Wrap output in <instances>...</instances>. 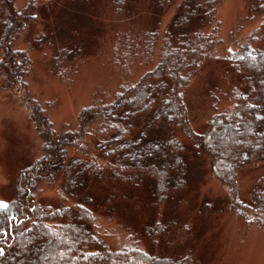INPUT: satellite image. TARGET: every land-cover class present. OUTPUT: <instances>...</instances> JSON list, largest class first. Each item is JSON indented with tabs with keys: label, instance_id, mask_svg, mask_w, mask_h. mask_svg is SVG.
I'll use <instances>...</instances> for the list:
<instances>
[{
	"label": "trees",
	"instance_id": "16d2710c",
	"mask_svg": "<svg viewBox=\"0 0 264 264\" xmlns=\"http://www.w3.org/2000/svg\"><path fill=\"white\" fill-rule=\"evenodd\" d=\"M221 1L106 0V27L114 28L106 47L115 82L105 97H95L80 109L70 127H53L47 107L29 95L25 80L21 93L12 85L10 91L6 89V81H14L5 72L0 76V91L16 97L39 134H46L55 146L64 137L81 138V147L94 150L89 157L84 151L70 157L81 174L69 194V176L59 167L71 165L70 160L45 154L21 171L14 197L0 204V264H22L25 245L38 234L41 253L34 264H204L188 246L172 251L148 246L174 230L180 213L170 206L180 203L177 195L187 187L200 154L206 156L209 173L226 188L230 209L264 228V0H243V9L227 34L217 14ZM11 2L0 17V42L7 40L2 45L5 56L0 59V72L6 65L15 66V53L23 48L22 18L29 14L18 5L11 12ZM31 5L41 11L94 7L92 0H39ZM139 14L151 15L155 21L138 25ZM162 15L168 19L159 29ZM33 17L27 18L36 25L39 22L31 21ZM42 26L53 54L51 67L56 69L79 49L80 33L74 30L75 36L66 33L59 39L51 21L46 19ZM132 60L136 64L131 68ZM201 77L207 79L201 91L208 98L209 112L198 132L189 120L187 90ZM147 146L155 147L149 152ZM135 153L138 163L132 161ZM54 165H60L58 171L64 176L56 190L60 200L56 205L41 204L37 182L58 177L52 175ZM252 169L251 196L242 200L238 175ZM139 185L142 198L135 194ZM137 196L153 215L143 223L144 241L135 234L140 229L130 223L122 227L116 222L118 226L114 224L109 232L101 228L103 218H112L119 206L121 212L132 211ZM13 250L19 254L16 260L9 257Z\"/></svg>",
	"mask_w": 264,
	"mask_h": 264
},
{
	"label": "rangeland",
	"instance_id": "374dc122",
	"mask_svg": "<svg viewBox=\"0 0 264 264\" xmlns=\"http://www.w3.org/2000/svg\"><path fill=\"white\" fill-rule=\"evenodd\" d=\"M35 1L37 3L39 0H12L11 2L14 5V8L13 6L9 8L11 12L16 11L18 5L22 13L26 15L29 13L28 16L33 17L32 12L34 13V9L37 10L34 13L36 18L33 17L31 21L36 20L39 23L31 24L28 16L22 18V24L24 27L26 24L28 28L25 27L20 32L19 42L23 48L15 53L19 63L16 60L15 66L11 68L6 65V68L2 70L3 74L0 72V76L2 77L5 72V75L14 81H6V89L12 85L14 90L20 89L21 93L25 91V80L29 95L47 107L53 127L62 129L64 124L68 125L67 127L74 125L75 116L80 109L89 105L95 97L100 95L105 97L112 89L115 82V69L110 66V49L106 46L114 28L106 27V0H92L94 7L85 11L80 7L72 11L58 8L41 11L31 5ZM8 2L9 0H0V17L3 16L5 4ZM243 5V0L221 1L217 14L225 34L232 30L230 28L237 21ZM46 19L53 23L54 33L59 39L66 33L75 36L74 30L80 33V38L76 41L79 43V49L71 52L68 55L70 58L65 55L68 60L66 62L62 60L56 69L51 67L53 54L42 26V22H46ZM158 19V27L163 29L168 16L162 15ZM136 21L138 25H142L151 23L155 19L151 15L139 14ZM133 28L137 26L134 25ZM39 33L43 36L40 42L38 41ZM5 39L0 42V59L5 56L2 48V45H7ZM74 42L73 39L72 43ZM133 57L136 61L141 60V57ZM135 64L136 62L132 60L131 68ZM206 80L204 77L195 79L187 90L189 120L198 132L203 130L209 112L208 98L201 91ZM261 130L264 134V128ZM75 137L78 136L75 135ZM69 138H62L55 146L56 142L49 141L46 134H39L29 112L16 97L8 91H0V204H5L14 197V185L21 171L30 167L45 154L49 158L60 156L64 162L69 161L73 155L80 156L79 152L84 151L85 156L89 157L94 151L93 147L89 149L88 145L86 148L81 147V140L79 141L81 138L76 141ZM154 147L147 146V151H153ZM133 157L135 161L133 159L132 161L138 163L137 153L133 154ZM205 163H207L206 156L203 154L194 160V168L192 167L188 178L189 183L177 195L180 203L175 202L170 206L179 211L180 219L179 221L177 219V223L183 228L177 226L175 222L174 230L170 235L156 237L152 245L149 242L148 246L158 251H172L176 250L175 248L182 250L188 246L192 250V256L201 258L204 264H264V228L244 221L230 209L226 188L209 173ZM70 164L63 163L59 165L60 167L58 166L59 169H65L69 176L66 190L68 194L75 190L76 181L81 174L76 162L70 160ZM55 166L52 167V175L59 174L58 177L50 181L42 179L37 182L39 189L37 198L41 204L56 205L60 200L56 190L62 185L64 176L63 172L59 173L60 170ZM254 180L253 169L238 175V194L242 200L250 198ZM140 186L136 188L135 194L142 198ZM138 196L134 198L132 211L121 212L119 206V210L112 218H103L101 228L109 232L108 230L114 224L118 226L117 223L121 222V226L125 227L130 223L131 226H137L140 229L139 234L135 233L136 231L133 233L144 241V236H140L141 231H145L143 223H148L153 215L150 216V208L145 207ZM143 201L145 202V199ZM140 204H142L141 207L138 206ZM114 234L115 232L111 234L112 237ZM36 236V240H31L25 245L22 264L32 262L34 264L36 258L40 257L41 239L39 234ZM18 256L15 250L9 254V257L14 260Z\"/></svg>",
	"mask_w": 264,
	"mask_h": 264
}]
</instances>
